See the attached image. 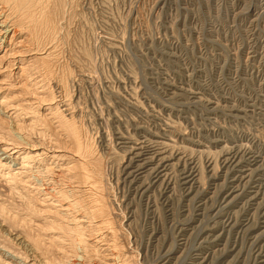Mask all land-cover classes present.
<instances>
[{
	"label": "rangeland",
	"instance_id": "374dc122",
	"mask_svg": "<svg viewBox=\"0 0 264 264\" xmlns=\"http://www.w3.org/2000/svg\"><path fill=\"white\" fill-rule=\"evenodd\" d=\"M25 1L0 0V264H264V0Z\"/></svg>",
	"mask_w": 264,
	"mask_h": 264
},
{
	"label": "bare ground",
	"instance_id": "6f19581e",
	"mask_svg": "<svg viewBox=\"0 0 264 264\" xmlns=\"http://www.w3.org/2000/svg\"><path fill=\"white\" fill-rule=\"evenodd\" d=\"M14 3H16V7H17V5H19L20 4V2H22V4L24 5L25 3H23L24 2V0L22 1V0H12ZM30 3L28 4L26 1V3L29 5L28 7H30V4H31V1H34V0H28ZM18 3V4H17ZM36 2L34 1V4H35ZM21 4V5H22ZM33 4V3H32ZM21 5H20V7H21ZM26 5V4H25ZM32 6H34V5H31V7ZM25 6H23L22 8H24ZM17 8H19V6L17 7ZM21 9V8H20ZM27 9V8H26ZM25 8L23 9V10H26ZM29 9V8H28ZM32 9V8H31ZM34 9V8H33ZM30 10V9H29ZM21 11H22V9H21ZM26 11H28V10H26ZM26 11L25 12H23V13H26ZM31 11H33V10H31ZM34 12V11H33ZM36 12V11H35ZM241 12V11H240ZM29 13V12H28ZM30 13H32V12H30ZM27 14V13H26ZM210 52V51H209ZM224 52V51H223ZM235 56V55H234ZM261 56V55H260ZM238 68V67H237ZM224 77V76H223ZM226 78V77H225ZM226 81V80H225ZM233 89H235V88H233ZM260 93V92H259ZM201 94V93H200ZM211 102V101H210ZM233 105V104H232ZM226 110V109H225ZM254 118V117H253ZM221 119V118H220ZM44 123V122H43ZM47 123V122H46ZM46 128V127H45ZM49 128V127H48ZM255 128V127H254ZM127 130V129H126ZM220 140V139H219ZM237 146V145H236ZM174 150V149H173ZM226 153V152H225ZM125 154V153H124ZM209 157V156H208ZM243 157V156H242ZM151 159V158H150ZM215 161V160H214ZM194 164V163H193ZM237 164V163H236ZM198 165V164H197ZM157 166V165H156ZM192 167V166H191ZM215 167V166H214ZM202 170V169H201ZM181 171V170H180ZM243 176V175H242ZM137 177V176H136ZM199 186H200V184H199ZM217 186V185H216ZM237 187V186H236ZM234 190V189H233ZM211 197V196H210ZM23 198V197H22ZM35 199V198H34ZM20 204L22 205V207H23V215H22V218H21V220L23 221V223L22 222H20V223H22V227H23V224L25 223L26 224V222H28L27 220H31L32 219V215H34V214H37V208H36V206H35V203H34V201H33V196H25L23 199H22V201L20 202ZM3 209V208H2ZM1 209V210H2ZM6 209V208H5ZM4 213V212H3ZM12 213V212H11ZM1 214V213H0ZM8 215V214H7ZM13 215V214H12ZM17 215V214H16ZM19 218L21 217V215L19 216V215H17ZM26 217H28V219L26 220L25 218ZM259 217V216H258ZM14 218H15V216H14ZM13 218V219H14ZM59 218V217H58ZM16 219V218H15ZM14 219V220H15ZM55 219H57V218H55ZM11 220V219H10ZM17 220V219H16ZM45 220V219H44ZM221 220V219H220ZM9 221V220H8ZM13 221V220H12ZM60 221V220H59ZM59 221H58V223L55 221V220H53L52 221V225L54 224V226H56V227H59V228H61L63 231H65V233L67 234H62V236H63V238H65L66 240H67V242L69 241V246H70V252H76V251H74V249L72 248L73 246H75V242H74V235H73V233H69L68 232V227H62L60 224H59ZM15 222V221H14ZM14 222H13V224H14ZM17 222V221H16ZM49 222H51V219L49 220ZM47 224H44V225H49L48 224V221L46 222ZM12 224V223H11ZM19 224V223H18ZM9 225V224H8ZM19 225H21V224H19ZM52 225L50 224V226L52 227ZM223 226V225H222ZM39 228H42V227H39ZM49 229V228H48ZM60 229V230H61ZM70 229V228H69ZM46 230H47V228H46ZM37 231V230H36ZM26 232V231H25ZM38 232V231H37ZM40 232V231H39ZM34 233H36V232H34ZM33 233V234H34ZM26 236V235H25ZM30 236H32V235H30ZM36 236H38L39 237V233H37L36 234ZM43 236V235H42ZM38 237H36V239H35V237H34V239H33V242H32V240L30 241L31 243H32V245L34 246V247H36L35 249H38L39 248V246H41V244H40V240H39V238ZM51 237V236H50ZM49 238V237H48ZM60 238H61V236H60ZM30 239H31V237H30ZM29 239V240H30ZM45 239V238H44ZM202 240V239H201ZM40 241V242H39ZM76 241V240H75ZM38 242H39V246H38ZM63 242V241H62ZM42 243V242H41ZM76 243H80L81 244V239H78V241L76 242ZM45 245V244H44ZM59 245V244H58ZM62 245V244H61ZM32 246V247H33ZM47 246V245H46ZM68 246V245H67ZM47 247H49V246H47ZM79 247H80V245H79ZM43 248H45V247H43ZM43 248H41V249H43ZM34 249V250H35ZM46 249V248H45ZM45 249H43V251L45 250ZM62 249V248H61ZM47 250V249H46ZM50 250H52V249H50ZM41 251V250H40ZM49 251V250H48ZM65 251V250H64ZM69 251V250H68ZM167 251V250H166ZM42 252V251H41ZM46 252V251H45ZM48 253V252H47ZM61 253H63V251L61 252ZM42 254H44V252H42ZM49 254V253H48ZM45 256V255H44ZM68 255H67V253L65 252L64 254H62V257L63 258H66ZM82 262L80 263V261H79V263H77L76 262V264H84L83 263V258H82V260H81Z\"/></svg>",
	"mask_w": 264,
	"mask_h": 264
}]
</instances>
